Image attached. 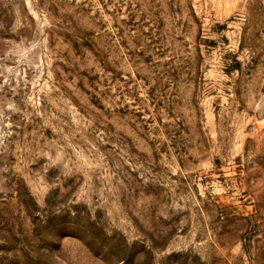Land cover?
Wrapping results in <instances>:
<instances>
[{
	"label": "rangeland",
	"instance_id": "374dc122",
	"mask_svg": "<svg viewBox=\"0 0 264 264\" xmlns=\"http://www.w3.org/2000/svg\"><path fill=\"white\" fill-rule=\"evenodd\" d=\"M0 264H264V0H0Z\"/></svg>",
	"mask_w": 264,
	"mask_h": 264
}]
</instances>
